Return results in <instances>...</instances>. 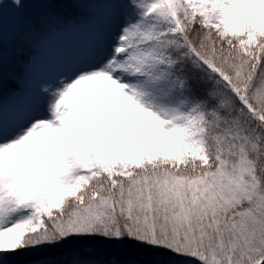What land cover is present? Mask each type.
<instances>
[{"label": "snow or ice", "instance_id": "1", "mask_svg": "<svg viewBox=\"0 0 264 264\" xmlns=\"http://www.w3.org/2000/svg\"><path fill=\"white\" fill-rule=\"evenodd\" d=\"M0 264H264V0H0Z\"/></svg>", "mask_w": 264, "mask_h": 264}]
</instances>
